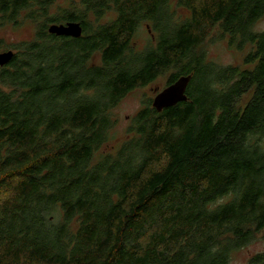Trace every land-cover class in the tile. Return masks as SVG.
I'll return each instance as SVG.
<instances>
[{
    "label": "trees",
    "instance_id": "16d2710c",
    "mask_svg": "<svg viewBox=\"0 0 264 264\" xmlns=\"http://www.w3.org/2000/svg\"><path fill=\"white\" fill-rule=\"evenodd\" d=\"M56 3L0 0V32L36 27L0 37L15 53L0 66V264H231L264 233V0ZM70 22L81 37L48 31ZM216 28L252 68L205 62ZM169 71L168 86L191 76L187 100H150L97 157L111 111Z\"/></svg>",
    "mask_w": 264,
    "mask_h": 264
},
{
    "label": "rangeland",
    "instance_id": "374dc122",
    "mask_svg": "<svg viewBox=\"0 0 264 264\" xmlns=\"http://www.w3.org/2000/svg\"><path fill=\"white\" fill-rule=\"evenodd\" d=\"M74 1L79 0H57L56 7H68ZM112 19H114V14H108L100 19L99 23H108ZM91 20L94 21L95 18L91 17ZM254 31L258 33L264 32V17L255 25ZM35 32V25L30 22H25L19 28H5V30L0 32V37L4 38L7 44H15L33 39ZM150 40L151 35L148 32V28L143 24L135 38L134 51H144L150 45ZM200 51L204 53L205 62L213 64L217 69L235 66L244 70L253 67L250 64L246 65L244 61L245 57L251 52V47L247 46L244 51L237 50L235 47L229 45L227 36L222 38L219 28L213 31L212 35L201 46ZM93 63L95 65L100 64L99 56L93 59ZM170 73L171 71L165 76H160L155 82L146 87L136 88L111 111L112 119L116 121L115 128L111 131L112 140L97 152V157L108 153L111 151L113 145L124 140L127 129L132 124L140 109L150 100L153 101L156 95L168 86L167 78ZM263 234H257L253 241L235 251L231 264H252L251 261L253 258L264 252Z\"/></svg>",
    "mask_w": 264,
    "mask_h": 264
},
{
    "label": "water",
    "instance_id": "95a60500",
    "mask_svg": "<svg viewBox=\"0 0 264 264\" xmlns=\"http://www.w3.org/2000/svg\"><path fill=\"white\" fill-rule=\"evenodd\" d=\"M48 31L50 34H54L57 36L79 38L82 35L83 28L77 22H70L67 24H53L49 27ZM149 32L151 31L149 30ZM14 55L15 53L12 50L0 53V66L8 63ZM190 79L191 76L181 77L174 84L167 86L153 99V107L158 111H162L164 108L175 106L179 102L186 101L187 96L185 95V90ZM165 98L167 100H171V102L167 101Z\"/></svg>",
    "mask_w": 264,
    "mask_h": 264
},
{
    "label": "bare ground",
    "instance_id": "6f19581e",
    "mask_svg": "<svg viewBox=\"0 0 264 264\" xmlns=\"http://www.w3.org/2000/svg\"><path fill=\"white\" fill-rule=\"evenodd\" d=\"M169 95H170V94H169ZM165 99H166V98H165ZM162 100H164V99H162ZM166 100H167V99H166ZM167 101L171 102V100H167ZM169 102H168V103H169Z\"/></svg>",
    "mask_w": 264,
    "mask_h": 264
},
{
    "label": "flooded vegetation",
    "instance_id": "af4514ba",
    "mask_svg": "<svg viewBox=\"0 0 264 264\" xmlns=\"http://www.w3.org/2000/svg\"><path fill=\"white\" fill-rule=\"evenodd\" d=\"M66 37V36H65Z\"/></svg>",
    "mask_w": 264,
    "mask_h": 264
}]
</instances>
